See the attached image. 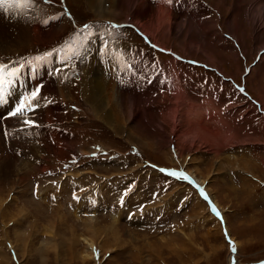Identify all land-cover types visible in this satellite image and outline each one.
I'll use <instances>...</instances> for the list:
<instances>
[{"label": "rangeland", "instance_id": "rangeland-1", "mask_svg": "<svg viewBox=\"0 0 264 264\" xmlns=\"http://www.w3.org/2000/svg\"><path fill=\"white\" fill-rule=\"evenodd\" d=\"M158 1L164 0H146V5L154 7ZM202 1L208 11L202 14L200 7L197 12L193 5L190 26L185 29L187 33H175L172 21L161 26L173 31L164 36V49L154 45L126 21H120L130 19L124 7L108 13L93 8L89 0H55L51 4L37 0V6L31 8L33 13L29 14L35 18L38 36H30L16 45L6 44L3 38L0 62H20L30 58L28 55L36 57L52 52L46 60L33 61L35 66L45 64L47 69L54 61L55 67L65 68L69 73L63 76L70 75L77 82L79 98L73 96L55 71L51 78L43 77L52 85L44 84L41 96L46 99L40 100L41 105L46 100L49 102L47 111L55 118L44 122L42 114H47L44 111L36 118L39 126L35 128L0 124V264H83L79 257L89 252L91 257L84 264H264V107L253 91L255 88L263 90V85L253 78L258 65L263 64L264 71V48L258 50L256 46L260 39L252 32L250 18H244L245 6L254 0H244L239 5L240 16L244 18L240 26L244 42L241 47L226 25L233 14L235 0H211L218 4L220 12L208 0ZM170 6L172 2L164 4L175 19L186 16L187 10L179 8L173 13ZM207 16L233 45L237 54L234 60L225 50H222L225 60L219 54L214 56L213 51H217L219 45L210 36V23L202 29L205 32H200L198 26ZM85 24L92 25L91 43L89 31L83 28ZM112 24L120 27L110 28ZM257 24L255 26L259 27ZM110 35L113 37L109 38ZM155 35L159 37L161 31L156 30ZM185 37L205 44L208 53L193 50L188 55L192 58L184 57L188 52ZM101 38L109 41L106 51L112 57L120 53L129 56L133 63L151 67L146 68V74L154 76L151 84L145 74L141 80L138 78L137 86L135 78L129 83L123 82L124 89L121 90L122 86L115 82L120 69L114 64L123 59L118 55L117 61H110V69L114 71L112 77L100 73L99 63L103 59L110 60L98 51ZM57 47L59 51L65 48V52L60 51L63 59L69 49L75 62L70 58L60 63L63 60ZM72 47L82 49L80 58L72 55ZM174 54L180 55L175 70L189 71L187 74L191 78L184 76L180 82L184 80L187 85L196 82V86L204 89L210 87L208 94L212 93L213 99H209L206 108L211 111V107H216L218 113L210 114L208 118L202 110L206 103L200 105L199 95L184 90L175 80L180 79L176 71H168V63L175 58ZM68 60L74 62L72 68L65 67ZM208 60L221 65L224 73L207 65L205 61ZM132 62L120 61L123 66L127 64L128 68H135L141 74L140 66ZM87 68L96 72L105 87H112L113 101L120 102L117 108L107 107L109 118L98 114V109L86 96L87 84L80 76L81 69ZM126 69L125 66L124 71ZM36 76L34 82L42 79L40 74ZM165 83H169L170 88ZM230 85L236 88L234 91L238 95H233ZM133 86L137 88L132 89ZM240 88L245 91L241 92ZM16 92V88L11 87L0 101V108L11 107L8 102L13 104V93ZM170 92L183 93L187 100L171 99L173 94ZM217 92L219 97L215 99ZM163 94L165 98H162ZM168 94L171 97H167ZM145 96H150L153 103H146L149 99ZM130 97L136 102L135 109H139L140 122L125 114ZM56 105L59 111L51 109ZM225 105L227 110L222 109ZM43 107L38 111L42 112ZM189 108L194 109H191L192 113ZM180 119L186 128L190 122L193 126L200 122L213 143L203 144L194 136L172 134L173 125H179ZM5 126L7 132L10 129L14 132L26 130L32 137L22 135L20 140L23 142L14 140L10 133L5 137ZM46 129L49 132H45ZM181 129L175 128L176 134H181ZM216 134L220 135L217 137ZM24 142L32 145L33 152ZM55 146H60L61 150H54ZM244 164H250L252 169L247 170ZM160 169L183 170L190 178L193 176L220 215L212 212L209 202L191 183ZM200 179L202 183L197 181ZM141 206H144L143 211H140ZM91 217L94 222L90 225L86 220ZM84 237L93 240L91 249L84 243ZM234 240L237 241L235 251L232 250Z\"/></svg>", "mask_w": 264, "mask_h": 264}, {"label": "bare ground", "instance_id": "bare-ground-1", "mask_svg": "<svg viewBox=\"0 0 264 264\" xmlns=\"http://www.w3.org/2000/svg\"><path fill=\"white\" fill-rule=\"evenodd\" d=\"M199 2H194L192 0H180L179 2H177V4L179 5L178 9H185L187 10V14L185 17L181 18L180 20H177L175 19L174 17L171 16V10L164 7V4L163 2L161 1H158L157 3H155V6L154 7H151L148 5H146V0H89V2L93 5V8H96V9H100L103 11V9L108 12V13H115L117 10H120L121 8L123 9V7L125 9H127L128 11V15L129 16V20H120V21H126L127 23H129L130 25H132L133 28H136L138 31H140L144 36H146L147 38H149L154 45H156L157 47L159 46L162 47L163 49L166 48L165 44H164V36L166 35H170L173 31L175 33H187V30H185L186 28H188L190 26V24H188L190 21H191V13L190 11L193 9V5H194V8L196 9L197 11V8L198 6L200 7L201 9V13L204 14L205 12L208 11V7L207 5L202 1V0H198ZM214 7H216L218 9V12H220V8L218 6V4L216 3H213L211 0H208ZM243 1L244 0H235V7L233 8V14L231 15V17H229V21L227 22V28L229 30V33L232 34L234 37H235V41L238 45H240V47L244 44V42L241 40L242 39V35H241V28L240 26L242 25V20L244 18H250V24L253 28L254 31V34L257 36V38H259V42L257 44V48L258 50L261 49V48H264V40H262V38L264 39V0H254L252 2L251 5H246L245 6V16L244 18L240 16V10L239 9V5L240 4H243ZM150 5V4H149ZM211 5V6H212ZM151 7V8H150ZM221 7V6H220ZM214 9V8H213ZM95 10V9H94ZM30 11V12H29ZM97 11V10H96ZM126 11V13H127ZM239 11V12H238ZM27 14L26 15H19V14H14L13 12H9L7 15H5L3 12L0 13V45H1V42L4 39H6V41H4L6 44H15L16 43H19V42H22L24 41L25 39L29 38L30 36L33 38H36L38 36V30H37V23H35V18L30 15L31 13H33V11L30 9H27L26 10ZM199 12V11H197ZM30 13V14H29ZM194 13V12H192ZM196 14V13H195ZM213 14V13H212ZM234 14H236V17L234 16ZM211 15V14H209ZM208 15V16H209ZM216 15V14H215ZM207 16V18H202L201 21H199V28H201L200 32H205L204 30H202L204 27L207 26L208 23H210V27H211V30L210 31V36L213 38V40L215 42L218 43L219 46L216 47V50L217 51H213L215 52L214 56L216 54H219L221 56V59H224V53L222 52V50H225L227 53H228V56H230V59L231 60H234L235 58H237V54H236V51L234 50V47L232 44L229 43V40L225 39L224 36H222L220 30L214 26V24L212 23V20L213 19H209ZM201 17V14L200 16ZM210 17V16H209ZM216 17V16H215ZM194 20V19H192ZM216 20V19H215ZM173 22L175 28L173 29H170L169 27L167 26H164V27H161L162 25H164L166 22L170 23V22ZM214 21V20H213ZM215 22V21H214ZM249 22V21H248ZM256 22H258V26H255L256 25ZM197 23V22H196ZM212 23V24H211ZM249 25V24H248ZM239 28V29H238ZM52 29V28H50ZM135 29V30H136ZM205 29V28H204ZM156 30H159L161 31V35H159V37H157L155 35V31ZM208 29L206 28V31ZM137 31V32H138ZM29 33L28 34V37H26V33ZM229 34V35H230ZM188 41L186 42L185 41V47H188V52H185L184 53V57H187V58H192L190 56H188L190 52H193V50L195 52H197L196 50H198L199 52H204V53H208L207 52V47H205V44L201 43V42H198V41H194L192 40L191 38L189 37H185ZM205 39V38H204ZM207 39V38H206ZM205 39V40H206ZM148 41V40H147ZM234 41V43H235ZM13 42V43H12ZM149 42V41H148ZM207 42V40H206ZM216 43V44H217ZM3 44V43H2ZM209 44L212 45V43L209 41ZM215 45V43H213ZM5 45V44H3ZM9 46V45H8ZM2 47V46H0ZM213 47V45H212ZM215 47V46H214ZM169 48V47H167ZM61 49H65V48H61ZM171 49V48H170ZM215 49V48H214ZM172 50V49H171ZM65 52V51H63ZM174 52V51H173ZM115 57V56H114ZM174 57L175 58H172V60L168 63L170 67H168V71L171 73L175 70V67L178 65V62L177 60L180 58V55L179 54H174ZM210 57V56H209ZM93 58V57H92ZM117 58V57H116ZM182 58V57H181ZM208 58V57H207ZM114 59V61H117L115 58H112ZM118 59V58H117ZM120 59V58H119ZM193 59H196L198 60L197 58H194ZM256 59V58H255ZM262 59V58H261ZM181 61H185L184 59H180ZM225 60V59H224ZM259 60V59H258ZM203 61V60H202ZM68 63V67L72 66L74 64V62L68 60L67 61ZM66 63V64H67ZM205 63L208 65V64H211L212 66L216 67L220 72L224 73V69L221 65L213 62V61H205ZM94 64V63H93ZM183 64V63H182ZM256 64V63H255ZM115 65V64H114ZM120 65V64H118ZM187 65V64H186ZM116 66V65H115ZM113 66V67H115ZM126 68H128V65L125 64ZM181 66V65H180ZM183 67L187 68L184 64H183ZM263 67V64L261 65H258L257 68H256V77L254 76V80H256V82L258 84H262V88L263 90L261 91V88L260 90L257 91V89H253V91L257 94L258 96V102L260 104L263 105L264 107V71L262 69ZM57 68H61L62 71L57 74L60 78L61 81L65 82V84L68 86V89L73 93V96L76 97V98H79V90L77 89V86H76V83L75 80L71 79L69 76L70 75H67L66 77L63 76V74H66V73H69L68 71H65V68L63 70V67H60L58 66ZM72 68V67H71ZM116 69L119 70V67H117ZM81 76L80 78L82 77V80L85 81V86L87 87V92H86V96H88V98L90 99L91 103L95 106L96 109H98V111L96 110V112L101 113L103 116L106 117V115H108L107 117L109 118V112L110 110L107 108V107H110L111 106L113 108H117L119 107V103L117 104L116 101H113L114 98H113V94H112V91H111V88L110 86L109 87H105V85L103 84V82L101 81V79L95 75V71L94 70H89V68L87 69H81ZM128 71V69H126ZM162 70V69H161ZM177 75L180 77V79H175L177 80V82L180 83V80L186 76V79L188 78L189 80H191L190 76L187 74V72L189 71H184L183 73L179 72L178 70H175ZM191 72V71H190ZM117 74V73H116ZM221 74V73H220ZM231 76V75H230ZM34 75L31 77V79H35L37 78V76ZM52 75H49L48 78H51ZM75 77V76H73ZM245 78V77H244ZM54 79V78H53ZM75 79V78H74ZM251 79V80H253ZM47 80V79H46ZM73 80V81H72ZM73 82L72 84H70V82ZM104 81V80H103ZM75 83V84H74ZM246 84V82H245ZM35 85V83L33 84ZM44 85V84H43ZM45 85H52L51 83L49 84V82L47 81L45 83ZM173 85V84H172ZM184 85H185V82H184ZM221 85L223 86H227L223 83H221ZM64 86V85H63ZM108 86V85H107ZM183 86V85H182ZM46 87V86H45ZM62 87V86H61ZM174 87V86H173ZM231 89L230 91H232L233 95H238L239 93H237V91L235 92L234 90H236V88H233L231 85H230ZM67 89V90H68ZM108 90V91H106ZM22 92H24L22 90ZM21 91H17L16 93H13V104L11 102H8L9 105H11L12 107L14 106V104L17 102V99H18V96L22 93ZM109 92V93H108ZM219 94L223 97L224 95H222V92L220 93V91H218ZM64 93V92H62ZM172 95L171 99H179L183 101V96L182 94L183 93H179V92H170ZM170 94V95H171ZM185 94V93H184ZM166 96H164V94L162 95V98H165ZM190 99V97L188 98ZM187 100V99H186ZM158 101H161V99H159ZM181 101V102H182ZM189 101V100H188ZM191 101V100H190ZM226 101V100H225ZM42 102V101H41ZM162 102V101H161ZM171 104H173L172 101H169ZM176 104V102H175ZM189 104V103H188ZM42 105H44L43 109H42V112H39L38 109L36 110L35 114H29V119H36L40 116L41 113H43L44 111H47L49 108H50V104L49 102L46 100V102H44ZM193 105V102L192 104ZM208 106V105H207ZM93 107V106H92ZM135 107H137L136 105V102L134 99H132L131 97L129 98V103H128V106H127V111H126V116L130 117L132 120L134 121H142L141 116L140 114H138V111L139 109H135ZM195 109L197 107V104L194 105ZM202 107V106H201ZM112 108V109H113ZM51 109H53L54 111H59V106L56 105V107H51ZM173 109V108H172ZM190 109V108H189ZM193 109V108H191ZM190 109V110H191ZM223 109H226L227 110V105L224 106ZM114 110V109H113ZM194 110V109H193ZM203 110V109H202ZM232 110V109H231ZM264 110V108H263ZM225 111V110H224ZM146 112V111H145ZM185 112H188V111H185ZM190 112V111H189ZM195 112L198 114L199 112L197 111V109L195 110ZM176 115H177V107H175V112H174ZM191 113H192V110H191ZM45 114V113H44ZM97 114V115H98ZM182 114V113H181ZM213 114V113H211ZM258 113H256L257 115ZM142 115V114H141ZM187 115V113H186ZM184 115V116H186ZM192 115V114H191ZM190 115V116H191ZM202 115V114H201ZM35 116V117H33ZM151 116V115H149ZM183 116V117H184ZM190 116L187 118L189 120ZM214 116V115H213ZM216 116V115H215ZM54 117V114L52 115L51 111H47V114L46 116L42 114V118L44 120V122H49L52 120V118ZM100 117V116H98ZM127 117V118H128ZM143 117V116H142ZM204 117V115H203ZM55 118V117H54ZM102 118V117H101ZM113 118V117H112ZM116 118V117H115ZM152 118V117H150ZM182 118V117H181ZM205 118V117H204ZM215 118V117H214ZM264 118V117H263ZM262 118V119H263ZM114 119V118H113ZM165 119V118H164ZM185 119V118H184ZM201 119V118H200ZM207 119V118H206ZM156 120V119H155ZM176 120V118H175ZM182 119H180L179 121V125H173V131H172V134H174L175 136L176 135H179V137H186V136H194L193 138L197 139L196 141L200 142V143H205L207 144L208 142L209 143H213V138H211V136L206 132L207 129H205L201 124L200 122L198 124H196L195 126H193V124L190 122V126H188L187 128L184 127L182 125V122H181ZM107 121V120H106ZM109 121H112L111 119H109ZM115 121V119H114ZM177 121V120H176ZM190 121V120H189ZM205 121V120H204ZM215 121H217V119H215ZM174 122V121H173ZM172 122V123H173ZM223 122V121H221ZM206 123H209L206 121ZM0 124H3V125H8V126H15V125H19V124H22L20 123L16 118H5V119H2ZM159 124V123H158ZM174 124V123H173ZM162 125V124H161ZM169 125V124H168ZM219 125V124H218ZM5 126V127H6ZM26 126V125H25ZM115 126V124H113L112 128ZM24 127V126H23ZM182 128L181 129V134H176V130L175 128L178 130V128ZM146 128V127H145ZM7 127H6V131H7ZM123 129V128H122ZM128 129V128H127ZM172 129V128H171ZM170 129V131H171ZM210 129V128H209ZM19 130V129H18ZM47 130V129H46ZM129 130V129H128ZM212 130V129H211ZM16 131V130H15ZM37 131V130H36ZM35 131V132H36ZM45 131V130H44ZM0 132L1 129H0ZM45 132H49V129ZM115 132H118L117 130H115ZM161 132V131H160ZM214 132H216L214 130ZM7 133H10V134H13V138L14 140H18V141H21L23 142L22 140H20V138L22 137V135H27L29 137H32V135L30 134H27L26 133V130H21L20 132H14L12 131L11 129L7 132ZM178 133V132H177ZM52 134V133H51ZM14 135H17V136H14ZM54 135V134H53ZM173 135V136H174ZM217 137L220 135V134H216ZM35 137V134L33 135ZM55 136V135H54ZM3 137V136H2ZM161 137V136H160ZM9 138V137H8ZM42 138V137H41ZM178 138V137H177ZM130 139V138H129ZM159 139V138H158ZM194 139V140H195ZM217 139V138H216ZM177 140V139H176ZM219 140V139H218ZM9 141V140H8ZM29 141V140H27ZM26 141V142H27ZM129 141V140H128ZM207 142V143H206ZM14 143V142H13ZM25 143V142H24ZM37 143V142H36ZM133 143V142H132ZM208 143V144H209ZM39 144V143H38ZM67 144V143H66ZM138 144V143H137ZM210 144V145H211ZM22 145H24L22 143ZM25 145H27L25 143ZM57 145V144H56ZM142 146V144H140ZM189 145V144H188ZM29 146V145H27ZM32 146V145H31ZM29 146L27 147L28 149L31 148L30 151L33 152V148ZM64 146V145H62ZM144 146V145H143ZM180 146V145H179ZM190 146V145H189ZM14 148H21L19 146H16V145H13ZM69 147H70V144H69ZM73 147V146H72ZM71 147V148H72ZM23 148H26L25 146ZM22 148V150H23ZM34 148H36L34 146ZM64 148H68L67 147H64ZM47 149V148H46ZM54 150H61V147L60 146H55ZM64 150V149H63ZM7 151V150H6ZM26 151V150H25ZM47 151V150H45ZM176 151V150H175ZM9 152V151H8ZM55 152V151H54ZM179 152V150H178ZM8 154V153H7ZM6 154V155H7ZM11 154V153H10ZM179 154V153H178ZM177 154V155H178ZM46 155V154H45ZM8 156V155H7ZM35 156V155H33ZM180 156V155H179ZM13 157V156H12ZM10 158V157H8ZM18 160V159H17ZM7 161V160H6ZM7 163V162H6ZM5 163V164H6ZM250 164H244V167L247 168V170L249 169H252L249 167ZM9 166V164H8ZM192 180L195 181L196 183V179L191 176ZM199 183L203 182V180H197ZM200 204V203H199ZM53 216V215H52ZM86 222H89L90 225L92 222H94V219L93 217L89 218L86 220ZM227 233V236L229 237V233L226 231ZM226 236V237H227ZM231 239V237H229ZM84 240V243L86 244V246L91 249L92 246H93V240L87 238V237H84L83 238ZM233 240V239H232ZM234 245L237 246V241H233V245H232V249L234 247ZM90 253V252H89ZM89 253H83L79 258H80V261L81 263H85L84 261L90 259L91 255ZM97 261V260H96ZM237 264V263H236Z\"/></svg>", "mask_w": 264, "mask_h": 264}, {"label": "snow or ice", "instance_id": "snow-or-ice-1", "mask_svg": "<svg viewBox=\"0 0 264 264\" xmlns=\"http://www.w3.org/2000/svg\"><path fill=\"white\" fill-rule=\"evenodd\" d=\"M43 2L45 4H51L55 2V0H43ZM60 2H63V0H60ZM166 2L171 3L172 0H166ZM36 6H37V0H0V11H2L5 15H7L9 12H13L14 14H19V15H26L27 9L34 8ZM53 19H58V17H53ZM44 23L47 24L48 21H44ZM109 27L117 28L120 26L112 24L109 25ZM83 28L89 31V43H91L90 37L92 35L91 33L92 25L85 24L83 25ZM108 48H109V41L101 38V47L98 49L99 53L102 56L105 54H111V53H107L106 50ZM60 51H64V50L61 49ZM52 55H53L52 52H48L45 53L43 56L34 57L33 60L20 61V62L11 61L8 63L0 62V100L4 99V94L7 93L11 87H15L17 81L21 78L23 70L26 67H31L33 65V61H43ZM72 55H74L76 58H80L81 52L78 49L73 50ZM70 58H71L70 56L65 54L62 63ZM65 67H67L66 63H65ZM55 71L57 74H59L62 71V69L57 68ZM43 86L44 85L40 83V84H35L29 88H26L25 91L18 96L17 102L9 111H7L6 113L0 112V120L4 119L5 117L16 118L20 123L30 128L38 127L39 123L36 119H29L27 117L29 116V114H33V115L35 114L36 110L40 107L39 102L41 99H46L41 96ZM239 90L241 92L245 91V89L243 88H240ZM3 134L5 137H7V131H4ZM93 155H95V153H93ZM160 171L167 172L169 175L175 177L176 179L188 181L189 183H191L198 190L200 196L204 200L209 202L212 212L216 216L220 215L215 205L211 203L204 189L200 187V185L196 184L195 181L192 180L189 176H187L183 172V170L178 171V170L160 169ZM75 198L79 199V197H75ZM121 202H123L122 199ZM143 207L144 206H141L140 211H143ZM232 250L235 251L236 249L233 247Z\"/></svg>", "mask_w": 264, "mask_h": 264}]
</instances>
